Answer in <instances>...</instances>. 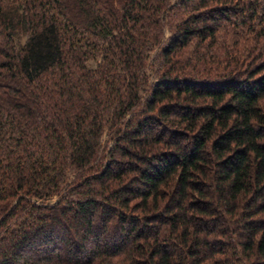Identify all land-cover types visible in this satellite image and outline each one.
I'll use <instances>...</instances> for the list:
<instances>
[{
    "label": "trees",
    "instance_id": "trees-1",
    "mask_svg": "<svg viewBox=\"0 0 264 264\" xmlns=\"http://www.w3.org/2000/svg\"><path fill=\"white\" fill-rule=\"evenodd\" d=\"M0 264H264V0H0Z\"/></svg>",
    "mask_w": 264,
    "mask_h": 264
},
{
    "label": "rangeland",
    "instance_id": "rangeland-1",
    "mask_svg": "<svg viewBox=\"0 0 264 264\" xmlns=\"http://www.w3.org/2000/svg\"><path fill=\"white\" fill-rule=\"evenodd\" d=\"M77 238H78V236H77ZM104 239V238H103Z\"/></svg>",
    "mask_w": 264,
    "mask_h": 264
}]
</instances>
